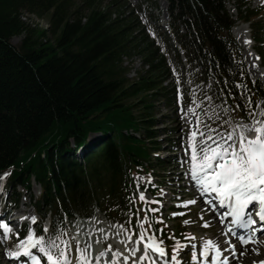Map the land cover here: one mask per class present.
<instances>
[{
    "label": "trees",
    "instance_id": "16d2710c",
    "mask_svg": "<svg viewBox=\"0 0 264 264\" xmlns=\"http://www.w3.org/2000/svg\"><path fill=\"white\" fill-rule=\"evenodd\" d=\"M166 1L170 32L188 63V73H194L191 84L198 86L210 77V94L216 102L218 90H228L225 79L231 84L240 78L228 71L238 69L233 60L242 61L230 35L233 23L225 0ZM233 1L240 20L250 23L251 38L264 62V12ZM114 4L0 0V174L10 173L9 187L29 188L35 180L41 194L34 208L43 218L50 213V225L74 215L89 217L95 208L108 219L125 222L122 210L132 192L131 175L146 177L167 165L149 159L145 140L153 141V150H158L160 131L152 129L155 122L144 119L141 111L152 107L148 97L171 101L172 107L175 103L173 88L162 86L172 76L169 41L158 32L149 36L135 18L129 23L112 9ZM30 16L45 19L47 29L31 23L26 18ZM20 36L19 45L13 47L10 40ZM132 56L141 59L146 71L129 82L122 64ZM172 58L177 68L176 53ZM196 70H200L197 77ZM245 82L255 107L264 91L258 83L246 78ZM138 105L143 108L136 117L133 109ZM231 116L247 119L243 108ZM140 130L142 138L135 135ZM95 133L103 137L102 145L79 164L71 153ZM169 234L164 228V237Z\"/></svg>",
    "mask_w": 264,
    "mask_h": 264
},
{
    "label": "snow or ice",
    "instance_id": "6c2138e0",
    "mask_svg": "<svg viewBox=\"0 0 264 264\" xmlns=\"http://www.w3.org/2000/svg\"><path fill=\"white\" fill-rule=\"evenodd\" d=\"M260 3L264 6V0H260ZM152 35L155 36V33ZM244 43L250 44L251 41L246 38ZM233 64H237L238 69L229 68L228 71L233 77L238 75L240 78L233 79L231 84L225 79L226 93L223 88L219 89L214 102L209 86L203 89L206 94L202 99H198L197 93L201 89L193 85L187 108L182 104L179 73L173 69L178 111L188 126L187 133L180 138L182 151L174 160L183 169L180 175L186 178L187 190L194 194V198L189 200H181L179 195H175L178 201L176 207L187 208L201 200L203 207L199 218L203 221L202 227H210L213 223L222 226L220 235L224 237L226 247L220 246L219 236L197 238L187 233L183 234L185 242L182 243L170 233L167 238L174 243L169 255L163 235L167 227L161 212L164 202L146 197L147 188H155L156 185L152 182L151 174L145 177L137 173L132 177L136 192H129L126 209L122 210V214L127 216L124 223L117 221L104 225V221L96 216L87 217L85 220L90 222L88 226L83 222L78 223L75 225L76 232L69 235L71 226L66 219H57L51 225H44L41 233L37 234L35 225L38 218L34 214L20 216L17 227L0 216V246L4 247L2 254L10 261L24 258L21 264H232V261L246 253L259 256V245L264 243L258 238L264 235V100L257 101L253 107V93L245 82V71L251 76V69L258 66L253 63L244 69L243 62L235 60ZM189 75L191 77L194 73ZM229 100L232 104H229ZM241 108L245 110L247 119H233L231 113ZM9 174H0V192ZM141 184L144 190H141ZM176 187L179 188V184ZM166 193V189L159 191L161 196ZM137 201L143 206L137 207ZM151 204L157 207H150ZM133 208L136 210L133 211ZM205 212L212 213L207 221H204ZM141 213H144L143 216ZM150 213L161 214L154 216ZM170 215L184 216L185 213L172 212ZM133 216L136 217L135 225H132ZM25 220L28 221L26 235L21 239L20 231L24 230ZM182 223L189 225L192 221L185 219ZM156 224L163 227L156 228ZM13 235L16 240L13 247L9 248L7 245ZM94 235L96 244L107 242L111 237L122 248H114L108 243L93 255ZM81 236L83 240L78 238ZM233 238L242 250L238 251ZM246 245L252 247L248 249L244 247ZM189 248L190 255L187 252ZM252 264H264V259L253 261Z\"/></svg>",
    "mask_w": 264,
    "mask_h": 264
},
{
    "label": "rangeland",
    "instance_id": "374dc122",
    "mask_svg": "<svg viewBox=\"0 0 264 264\" xmlns=\"http://www.w3.org/2000/svg\"><path fill=\"white\" fill-rule=\"evenodd\" d=\"M102 2V4L107 5L109 3H116L114 4V6H112V9H116L118 13L122 14V17L128 18V22H131V19L134 20V18L137 20V22H140L141 26H144L146 28V30L148 31L149 34V28L151 30H153V28L157 31V32H161L162 35L167 38L168 37V24L170 21L169 18V14H168V4L165 2V0H100ZM241 2L248 7L251 10H257L259 8H263L264 6L261 5L260 0H241ZM225 9L227 10V13L229 14L232 22L234 23V28L235 30L232 32L231 31V36L234 39V43L237 47L238 50V54L240 55V57L242 58L243 62L245 63L246 69H248L253 63H255L258 67L256 68H252L251 72L252 75L249 76L248 72L246 71V76H247V80H250L251 82H253V79L255 80V82L260 83L261 87L264 89V65L261 63V61L258 59H256L257 57V53L255 50V44H253V42H251L250 44H246L244 45V40L249 36L250 39V28L248 25H244L243 23H240L239 20V14L237 12V8H236V4L234 1L231 0H226L224 3ZM115 11V10H114ZM130 17V18H129ZM26 18H30V22L33 24H37L39 25V27L43 28V29H47V21L45 19H38V18H34V17H26ZM242 26H245L246 29ZM183 32V31H182ZM138 33V31L136 32ZM152 33V32H150ZM242 36V37H241ZM171 39V43L169 46L172 47V40H173V35L171 34V36H169ZM240 39L242 41H240ZM21 40V36L20 37H14L10 40V44L13 47H17L20 43ZM264 46V45H263ZM174 49V48H173ZM172 52V50H171ZM249 53H251V55H249ZM171 58H169V62H171ZM181 61V60H180ZM179 61V63H180ZM184 63H186L185 61H181V64L179 69L181 68H186L187 65H184ZM174 64H176V61L171 62L169 65L171 66L172 70L171 72L173 73L172 76V80L170 82V80L168 79L166 82H164V84H162V86H166L167 88L170 87L172 85V87L177 86L176 84V75L173 72V69H175V72L178 73V70L174 67ZM122 67L126 69V74H125V79L129 82H132L133 80H137L138 76L140 74H142L144 71H146V67L143 66L141 59L138 56H132L128 59H123V64ZM179 79H180V86H181V90H182V95H183V99H182V104L184 108L188 107V102L190 103V99L191 97L188 96L187 94V90L190 88V82L188 79V74H186V70H180V75H179ZM212 83L210 81H207L206 84V88H208L210 86L211 88ZM177 89V87H176ZM197 98L198 99H202L200 97V95L197 93ZM149 99V103L152 105V107H150L148 110H142L141 112H143L144 115V119H152L155 123L154 126L152 127L153 130H173V137H171L172 140L176 141V144L173 145V147H181V142H180V138L182 136H184L187 131H188V126L186 125L185 121L182 120L180 118V113L178 111V107L179 105L177 104V107H172V105L169 101V103L165 100H155L152 99V97H148ZM143 105H138V107L136 109H133L134 111V115L136 117H138V109L141 110L143 107ZM259 111V110H258ZM148 116H151L150 118ZM209 123H212V121H209ZM216 123H219V121H216ZM183 129V131H181ZM151 130V128L149 129ZM132 133V132H130ZM142 134L143 131L140 130L139 132H137V134H135L137 137L142 138ZM167 134L166 133H162L160 132V134L157 136L156 141L158 142L159 145V150L154 151L153 147H156V145H153V141L150 140H145V144L147 145V148L149 150V153L151 154L150 159H155L154 156H159V157H169L172 155H175L174 153H169L168 149H170V143L166 141V137ZM93 139H97L95 141V143H98L100 141V136H90L89 141L91 142ZM89 142V144H90ZM72 147V145H71ZM179 148H177L176 154L178 156L179 153H181V150H178ZM170 172V171H169ZM172 173V172H170ZM172 178V176L170 177ZM6 180V179H5ZM5 182L4 181V188L3 191L0 194V200H1V205L3 206L5 200L9 199V208H12L15 206L14 204V193L19 194V202L16 204L15 207V211H17V215L18 217L20 216H24V215H28L31 216L34 214L33 211V203L35 202V199L39 197L40 194V190L38 185L34 182V180H31L30 183V187L29 189H25L21 186H17L16 188H7L5 186ZM180 185V182L177 181ZM186 183H184L183 185H185ZM133 186V190L136 192V188L135 185L132 183ZM144 188V185L141 184V190ZM175 188V187H172ZM185 192V191H184ZM193 194V192H192ZM138 195V194H137ZM146 197H148L149 199H151V194H145ZM193 198H194V194H193ZM166 202H167V197L165 198ZM191 199L190 196L188 199L185 200H189ZM11 200V201H10ZM137 203L139 205L140 202L137 201ZM143 205H141L142 207ZM182 211L184 212L185 215L184 216H177L178 221H174L173 223H169V228L170 230H172L173 235H175L176 237L180 234H187V233H192L194 234L197 238L200 237H204V238H215V234L219 233V230L214 227V224H212V226L210 227H202L203 221L200 220L199 218V214L201 212V207H199V204H191L188 205L187 208H180ZM142 215L144 213H141ZM35 215V214H34ZM94 216H96L97 218L101 219L104 221V225H107L109 223V221L104 218L103 216H101L99 211H95ZM206 215L204 214V221H207L209 218L205 217ZM17 217V218H18ZM172 219L173 217L169 214L167 215H163V219L167 220V219ZM185 219H189L190 221H192V223H190L189 225H184L182 223L183 220ZM85 223L86 226H88V224L90 222L86 221V220H82L79 223ZM13 224V223H12ZM68 225H70L71 227H69L68 230V234L69 235H73L76 232V227L75 225L78 224L75 221H69L67 222ZM44 227V224H43ZM42 227V228H43ZM37 228V226H36ZM218 230V232H217ZM113 231H115V229H113ZM0 235H2V233L0 232ZM79 239L83 240V237H78ZM178 239H180L181 237H177ZM96 239V236L94 235L92 237L93 240V255H95L97 252H99L100 250H102L103 247H106L108 243H111L113 245V247H121V245L117 244L116 241L110 237V239L107 242L101 243V244H96L94 241ZM260 241L264 242V237H260L259 238ZM185 242V241H184ZM9 247V243L7 245ZM252 247V246H251ZM249 247V249L251 248ZM260 247V255L257 256L254 253H246L245 255H243L245 257V259H248V261H254V260H259L262 259L264 257V243H261L259 245ZM74 250H75V244L73 242V254H74ZM189 250L191 251V249L189 248ZM189 251V253H190ZM4 252V247L0 246V264H8L6 263L7 259L2 258L1 253ZM249 262V263H250ZM238 264V262H237Z\"/></svg>",
    "mask_w": 264,
    "mask_h": 264
},
{
    "label": "bare ground",
    "instance_id": "6f19581e",
    "mask_svg": "<svg viewBox=\"0 0 264 264\" xmlns=\"http://www.w3.org/2000/svg\"><path fill=\"white\" fill-rule=\"evenodd\" d=\"M242 27H244V28L246 29L245 26H242ZM234 30H235V28L232 30V32H233ZM241 37H242V36H241ZM247 38H249V36H248ZM249 40H250V39H249ZM240 41H242V40L240 39ZM244 45H246V44H244ZM197 203L200 204V205L203 207V204H202V201H201V200H197ZM204 214H206V212H205ZM10 222L12 223L13 221L10 220ZM217 225H218V224H217ZM218 226H219V227H217V229L219 230V229H220V225H218ZM218 230H217V232H218ZM218 236H219V241H218V242H219L220 246L222 247V246H223V243H222V240H221L220 230H219V233H218V234H215V238L218 237ZM246 248L249 249V246H247ZM239 258H240L239 262H241V263H246V262H247V260L245 259L244 256H240Z\"/></svg>",
    "mask_w": 264,
    "mask_h": 264
}]
</instances>
